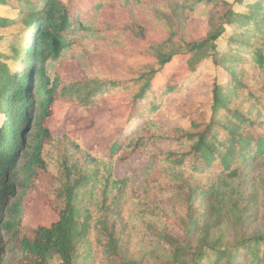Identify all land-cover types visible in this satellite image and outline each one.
<instances>
[{
  "label": "trees",
  "instance_id": "16d2710c",
  "mask_svg": "<svg viewBox=\"0 0 264 264\" xmlns=\"http://www.w3.org/2000/svg\"><path fill=\"white\" fill-rule=\"evenodd\" d=\"M198 3L212 12L205 21V37L191 40L185 22ZM0 4L18 12L14 20L0 18V27L23 25L29 36L26 46L17 48L12 67L0 64V264L6 246L3 236L16 242L13 248L22 264H46L51 254L60 264H92L93 259L98 264H138L126 246L123 227L128 222L119 229L117 209L123 190L136 175L114 178L116 164L137 156L145 157L141 171H158L154 183L160 191L152 199L145 192L143 208L128 218L133 217L134 235L150 240L137 246L140 259L200 264L207 259L203 248L210 247L217 250L216 262L227 256L225 264H264V233L242 235L228 246L225 216L217 224V236L207 228L196 229L205 215L201 201L213 197L219 176L232 179L247 161L264 162V0L245 4L250 14H238L236 19L230 8L220 11L219 5L229 7L223 0H0ZM127 4L166 14L161 22L167 38L150 61L129 66L125 80L104 76L99 67L88 82L67 84L46 74L49 61L64 63L77 50L76 36L97 10L100 23L118 7L127 12ZM226 26L232 34L221 49L217 41ZM135 28L143 37L152 23L131 17L127 27L110 30L106 38L118 52L133 55L121 34L127 31L138 37ZM175 58L183 60L188 76L181 82L174 75L161 79ZM94 64L100 66L97 59ZM206 64L224 80L213 81L209 105L193 99L190 91ZM114 95L125 97L129 105L125 124L107 136H94L85 147L80 134L108 110L106 98ZM57 101L66 102L75 113L66 117L64 133L54 137L44 124ZM170 102H175L186 127L163 123L159 112ZM39 176L47 177V202L56 220L48 227L27 229L21 224L19 201L8 207L6 202L15 187L33 186ZM170 225L177 227L184 242L170 234ZM191 228L198 232L194 238L188 236Z\"/></svg>",
  "mask_w": 264,
  "mask_h": 264
},
{
  "label": "rangeland",
  "instance_id": "374dc122",
  "mask_svg": "<svg viewBox=\"0 0 264 264\" xmlns=\"http://www.w3.org/2000/svg\"><path fill=\"white\" fill-rule=\"evenodd\" d=\"M226 5H219L220 11L230 10L235 14L232 16L236 19L238 14L249 15L244 5H251L255 0H223ZM127 12L121 8L115 11H109L108 15L101 18L100 23L98 10L91 16V18L83 25V28L76 36V43L79 45L76 51H73L64 63L49 61L46 64V74L53 78L58 76L67 84L88 82L93 75V70L99 67V72L104 76H109L115 80H125L128 78L127 68L131 65H139L147 63L150 58L158 50L159 46L166 40L167 35L163 31L162 20L166 19V14L160 10L152 13L144 12L139 8L127 4ZM124 11V12H123ZM179 15L187 17L181 9L177 10ZM212 11L203 3H198L190 19L185 22V33L191 40H200L206 35L207 25L206 18ZM18 17L17 11L4 7L0 4V18L14 20ZM101 17V15H100ZM131 17L137 22L148 21L152 23V28L145 31V36L141 37V30L135 28V33L139 34L134 37L133 34L122 32L123 39L129 47L133 55L118 52L115 46L108 42L106 35L110 34V30H117L118 32L127 27L130 23ZM183 18V17H182ZM151 25V24H150ZM226 32L218 39V47L226 48L227 39L231 36L229 27H225ZM27 30L23 25H11L7 27H0V64H6L9 67L14 61L17 48H21L28 39ZM140 37V38H139ZM26 46V45H24ZM130 53V54H131ZM98 60L100 66L94 64ZM166 75H168L166 77ZM174 75L178 82H181L188 76L187 68L181 58H175L173 62L165 68L161 79L168 78ZM215 79H219L223 83L221 74L211 65L206 64L199 73V76L190 87L192 98L198 102L209 105L211 100V85ZM159 81V80H158ZM161 81V80H160ZM175 102H170L163 106L159 114L163 123L167 126H182L186 127L187 121L180 118V114L176 110ZM106 106L108 110L97 115L94 119V125L91 129L84 131L80 137L85 147H89L93 141L94 136H107L116 126L125 124V119L128 115L129 105L125 97L114 95L106 98ZM74 109L66 102L57 101L53 106V115L46 122L45 126L50 130L54 137H59L64 133V121L69 117ZM2 115L0 113V121ZM34 116L30 122L31 126L25 132L26 139L30 140V132L32 129ZM146 166L145 157L137 156L125 163H118L115 165L114 178L123 179L130 175H136L123 190L124 192L118 200V207L121 211L120 228L128 222L127 226L123 227L124 237L127 239V249L130 255H135L139 259L138 264H159L152 258L140 259L142 254L136 250L141 243L145 244L150 241L149 237L142 236L139 239L134 235L133 217L128 221L129 216L134 215L143 208L145 192L149 198H155L154 194H160L157 185L154 183L158 175V171L146 174L141 171ZM46 176H39L33 186L27 188L15 187V194L6 203V207L14 201H19V209L21 224L27 229H34L37 227H48L56 220V216L47 202V184ZM216 190L213 197L203 198L201 201V208L204 210V217L199 220L196 229L207 228L211 235L217 236L219 233V226L217 225L221 220V216H225L226 221L223 229L224 243L230 246L237 243L238 239L243 236L253 235L255 233H264V162L256 160L254 162L247 161L242 169V172L232 179L224 176H219L215 184ZM216 207L217 211H213L211 207ZM232 208H235L233 210ZM241 214L239 217L238 214ZM225 213V214H223ZM243 215V216H242ZM242 217V218H241ZM142 220L146 221V215L142 212ZM222 229V230H223ZM169 232L175 238L184 242V236L179 232L176 226L170 225ZM196 230L191 228L188 236L194 238ZM138 236V235H137ZM3 241L6 246L4 250V264H22L19 262V254L13 248L16 242L8 241V237L3 236ZM217 251V250H216ZM215 250L210 247H204L203 252L207 259L200 264H213L216 262L217 255ZM216 252V253H215ZM98 264V260L93 259L92 264ZM227 256H222L216 262L225 264ZM46 264H60L59 258L51 254ZM103 264V263H102Z\"/></svg>",
  "mask_w": 264,
  "mask_h": 264
}]
</instances>
